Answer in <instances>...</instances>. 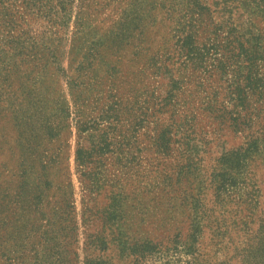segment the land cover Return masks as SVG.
<instances>
[{
  "label": "rangeland",
  "instance_id": "1",
  "mask_svg": "<svg viewBox=\"0 0 264 264\" xmlns=\"http://www.w3.org/2000/svg\"><path fill=\"white\" fill-rule=\"evenodd\" d=\"M84 256L264 264V0H0V264Z\"/></svg>",
  "mask_w": 264,
  "mask_h": 264
},
{
  "label": "trees",
  "instance_id": "2",
  "mask_svg": "<svg viewBox=\"0 0 264 264\" xmlns=\"http://www.w3.org/2000/svg\"><path fill=\"white\" fill-rule=\"evenodd\" d=\"M160 133H163V132H160ZM159 141L164 142L165 140L164 138H162ZM101 218L105 219L104 229L106 232L102 234L100 231L97 234L91 235L90 238L85 237V239L87 240L86 243L87 244L89 243L92 245L97 244V242L105 244V242H108V240L109 241L113 240L114 245H116L117 249L119 250L118 252H121V253L123 252V254H126V253L133 254L135 251L133 242L131 243L124 238L122 230L116 229V224L114 222V214L113 213L111 214L105 211ZM69 228L71 231L72 228H75V225L69 224ZM108 235H110L109 238H108ZM72 239H74V233L71 234L70 232V243ZM82 262L83 264H97V262L91 256H84ZM57 264H76V257H71L68 260L60 259L57 262Z\"/></svg>",
  "mask_w": 264,
  "mask_h": 264
}]
</instances>
